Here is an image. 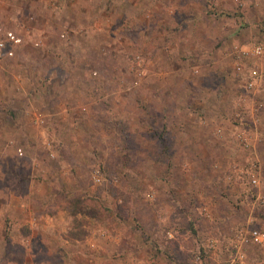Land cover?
Listing matches in <instances>:
<instances>
[{"label":"rangeland","instance_id":"rangeland-1","mask_svg":"<svg viewBox=\"0 0 264 264\" xmlns=\"http://www.w3.org/2000/svg\"><path fill=\"white\" fill-rule=\"evenodd\" d=\"M0 28V264H264V55L237 50L264 0H0Z\"/></svg>","mask_w":264,"mask_h":264},{"label":"built area","instance_id":"built-area-1","mask_svg":"<svg viewBox=\"0 0 264 264\" xmlns=\"http://www.w3.org/2000/svg\"><path fill=\"white\" fill-rule=\"evenodd\" d=\"M22 43V38L16 35L13 31H5L0 28V62L3 60H10L15 55V49ZM247 48H249L247 45H242L239 48H237L240 55H253L256 57H262L264 55V45L261 43L253 44L251 51H249ZM256 73L253 72L252 78H254V75ZM253 85L252 82L248 83V87L251 88ZM42 123V122H40ZM18 153L21 154V149L18 150ZM99 181V180H97ZM249 183L253 187H258L259 181L258 178L254 175L249 180ZM249 238L253 244H262L264 243V233L253 230L251 231Z\"/></svg>","mask_w":264,"mask_h":264},{"label":"crops","instance_id":"crops-1","mask_svg":"<svg viewBox=\"0 0 264 264\" xmlns=\"http://www.w3.org/2000/svg\"><path fill=\"white\" fill-rule=\"evenodd\" d=\"M191 18H194V16H192ZM31 117L28 118L29 122L33 123V124H36L37 127H42L40 130H39V135L40 136H45L46 134H49L47 133V130L45 129V122L47 121L46 118H50L51 116H46L44 114H41V113H38V112H35V113H32V115H30ZM13 122L17 121V117L13 118V117H9ZM19 121V123H16V126L11 129L10 133H12L13 136L15 135H19V136H24V137H28L29 136V131H27L26 129V126H27V119H25L24 122H21ZM39 122H42V123H39ZM41 125V126H40ZM44 126V127H43ZM9 129H6V128H3L2 126L0 127V136L4 135V134H9ZM8 131V132H6ZM52 141L51 143H49V145L47 147H45V149L47 148L48 152H49V155H52ZM31 146V142L29 143V139H27V147L29 148ZM31 162L35 164V159L34 158H30ZM81 190L78 191L77 187L75 188V190L73 191L72 195L69 194L70 192L67 191V196L69 198H72V197H76L78 194L80 195L81 193ZM37 197H35L34 193L30 192L27 196H25L23 198V200H32V199H36ZM25 205V204H24ZM65 212V211H64ZM42 217V216H41ZM49 220L50 222H52V218L51 216H49Z\"/></svg>","mask_w":264,"mask_h":264},{"label":"trees","instance_id":"trees-1","mask_svg":"<svg viewBox=\"0 0 264 264\" xmlns=\"http://www.w3.org/2000/svg\"><path fill=\"white\" fill-rule=\"evenodd\" d=\"M77 197H78V195L75 198H77ZM74 205H75V207H77V210L73 212V214L75 216L79 215L80 213L85 214V215H91L92 214L90 211H88V208L85 205L81 204V202L79 201L78 198H77V200L74 201Z\"/></svg>","mask_w":264,"mask_h":264}]
</instances>
